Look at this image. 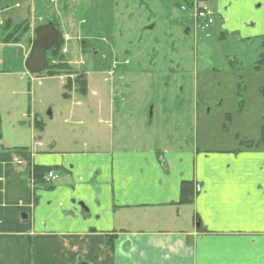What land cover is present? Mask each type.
<instances>
[{
    "label": "rangeland",
    "instance_id": "obj_1",
    "mask_svg": "<svg viewBox=\"0 0 264 264\" xmlns=\"http://www.w3.org/2000/svg\"><path fill=\"white\" fill-rule=\"evenodd\" d=\"M191 1L0 0V145H29L35 117L44 123L36 135L46 149L61 152L111 144L142 148L164 138L197 142L200 150L259 142L264 71L254 67L264 36V0L221 1L223 19L215 11L208 33L196 27ZM215 1L207 0L211 10ZM8 19L33 28L57 20L72 39L70 53L63 54L75 74L29 72L25 52L35 29L20 30L17 41L6 43ZM225 24L227 37L220 39ZM83 73L86 95L65 88Z\"/></svg>",
    "mask_w": 264,
    "mask_h": 264
},
{
    "label": "crops",
    "instance_id": "obj_2",
    "mask_svg": "<svg viewBox=\"0 0 264 264\" xmlns=\"http://www.w3.org/2000/svg\"><path fill=\"white\" fill-rule=\"evenodd\" d=\"M31 133L29 145H0V264H264V143L200 150L164 138L61 152ZM34 166L58 168L59 180L34 186ZM183 182L195 186L192 204H179Z\"/></svg>",
    "mask_w": 264,
    "mask_h": 264
},
{
    "label": "trees",
    "instance_id": "obj_3",
    "mask_svg": "<svg viewBox=\"0 0 264 264\" xmlns=\"http://www.w3.org/2000/svg\"><path fill=\"white\" fill-rule=\"evenodd\" d=\"M53 22L57 27H59L57 22L55 21ZM4 28H5V31L8 32L7 35L5 36V41L6 43H8L11 39H14V41H17L16 34L19 33L20 30L22 31L23 34H26L29 31L30 27L28 26L27 21H24L20 24H15L10 19H8L5 22ZM226 37H227V33H222L219 36L220 39H225ZM64 45H65V39H64L63 34L61 33L59 37V42L55 45L53 50H51V52L49 53V57L51 59H49L48 57L47 68L45 71L50 76H59L63 72L75 74V72L72 69H70V67L65 62V55L63 54ZM260 48H261V51L259 53V59L256 62V65L254 67V71H257V72L264 71V36L261 37ZM52 59L57 60L58 63L53 64L51 61H49ZM73 86H75V88L78 89V91L82 95L87 94L88 82H87V78L84 73L77 75L74 80H71V79L68 80L65 88L71 90ZM67 94H68L67 92L63 94L65 98H68ZM33 127L35 131L42 132L44 130V123L43 121L35 117L33 121ZM261 143H264V130L261 133V138L259 142L257 143L253 141L244 142L242 147L246 149H253V148L258 147V145H260ZM10 150L25 151L26 148H12ZM55 169H58V168L34 166L31 170V180L33 181V185L38 186L41 184H46L45 182L46 174L49 171H52ZM195 193H196V189L193 183L183 182L181 186V197H180L179 204L181 205L192 204L195 198ZM113 239H115V237H111L108 239V244L111 249L113 247Z\"/></svg>",
    "mask_w": 264,
    "mask_h": 264
},
{
    "label": "water",
    "instance_id": "obj_4",
    "mask_svg": "<svg viewBox=\"0 0 264 264\" xmlns=\"http://www.w3.org/2000/svg\"><path fill=\"white\" fill-rule=\"evenodd\" d=\"M31 54L26 62V68L33 74L42 73L47 67L48 52L59 41L60 31L53 22L38 26L35 30Z\"/></svg>",
    "mask_w": 264,
    "mask_h": 264
},
{
    "label": "built area",
    "instance_id": "obj_5",
    "mask_svg": "<svg viewBox=\"0 0 264 264\" xmlns=\"http://www.w3.org/2000/svg\"><path fill=\"white\" fill-rule=\"evenodd\" d=\"M189 8L193 11V17H194L195 23H197L196 27L199 26L201 29H203L204 31L208 33L209 32L208 30L214 23V18H213L214 14L211 8L208 6V3L205 1L194 0L192 1ZM58 179H59V176L56 175L54 172H49L46 178L47 181H50V180L54 181Z\"/></svg>",
    "mask_w": 264,
    "mask_h": 264
},
{
    "label": "flooded vegetation",
    "instance_id": "obj_6",
    "mask_svg": "<svg viewBox=\"0 0 264 264\" xmlns=\"http://www.w3.org/2000/svg\"><path fill=\"white\" fill-rule=\"evenodd\" d=\"M35 38H36V36L34 35V38L30 41L31 42V45H33V41L35 40ZM54 47H55V45H54ZM53 48L51 50H53ZM51 50L48 52V54L51 52Z\"/></svg>",
    "mask_w": 264,
    "mask_h": 264
}]
</instances>
